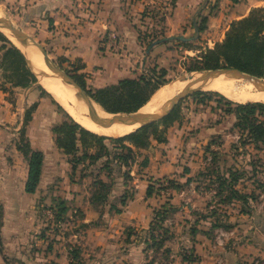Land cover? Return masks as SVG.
<instances>
[{
    "label": "rangeland",
    "instance_id": "1",
    "mask_svg": "<svg viewBox=\"0 0 264 264\" xmlns=\"http://www.w3.org/2000/svg\"><path fill=\"white\" fill-rule=\"evenodd\" d=\"M163 2L165 5H162ZM160 3L163 9H168L167 12H164L165 10L155 12ZM150 6L151 9L147 7L150 12L146 9L139 17L143 25L137 34L141 39L148 33L154 37L148 38L135 58V62L131 63V66H126L128 69L126 73L135 78L141 74H149L151 71H155L158 76L160 70H165L166 74L163 78L165 84L196 74V72H186L187 67L195 63L190 59L198 57L205 49H212L216 43H219L216 41L224 33V27H219L213 36H208V33L203 32L199 40L187 42L186 45L175 40L167 41L163 45L150 48L147 53L152 38H159L163 34L159 21L165 17L164 13L165 15L169 13L170 1L153 0ZM23 7L24 5L19 6L14 0L3 5L0 3V15L10 20L14 27L44 47L49 57L76 82L74 69L79 67L80 63L64 62L60 57L52 54L46 42L40 37V30L33 29L30 24H26L24 18L27 17V12L23 14L20 12ZM7 38L9 39V36ZM7 49L8 47L0 40V85L6 95V101L12 108L18 109L21 107L23 96L27 94L29 102L25 111L30 110V118L24 126L22 125L23 134L20 131L12 138L15 149L28 143L32 150L30 141L35 142L37 139L34 147H40L46 153L45 173L41 185L44 194L40 200L36 198L33 210L39 227L36 239L31 238L33 243L40 240L44 247L47 245L46 242L48 245L60 244L61 248L66 247L69 253L70 250L77 249L78 244L71 239L70 235L78 233L80 238L84 237L87 235L86 231L90 230L89 228L116 231L118 230L116 220L118 214L114 213L110 207L115 206L122 211L124 205L119 204L122 197H128V201H132L133 198L138 197L139 189L143 190L145 186L152 185L154 190L152 197L146 199L144 195L140 197L147 203L144 212L148 218L150 217V225L142 230L136 227L127 229L126 226H121L126 228L119 237V241L122 240L121 251L125 253L132 246L140 247L145 264H180L181 262L190 264L196 260L192 249V238L203 236L209 242L210 247L213 246L220 251L233 241L227 238V233L233 229L232 223L238 220L232 216L242 214L241 207L235 201L230 204L221 202L227 197L225 192L216 196L222 178H228L231 174L240 178L235 189L243 195L255 198V201L249 198V204L253 210L257 207L260 196L264 197V145H242V140L239 139H245L246 133L235 129L233 116L223 114L227 108L222 101L218 102L216 97L203 104L196 102L200 98L193 100L190 97L177 103L174 108L177 120L167 126L158 124L155 132L151 129L148 132V146L145 149L133 150V160L121 168L119 175L113 169L110 172L102 171L108 158L99 151V146L95 144L89 146L87 150V155L97 158L95 161H76L73 165L69 163L72 158L63 157L61 154H51L47 148L50 144L49 132L54 143L51 129L66 118L53 103L55 100L39 84L38 80L32 81L27 88L16 87L17 83L21 82L20 72L14 58L7 55ZM79 75L83 76L85 90L90 94L101 85L92 75ZM256 78L264 82V78ZM38 86L44 93L38 90ZM201 92L211 91L201 90ZM63 111L67 113L64 109ZM258 119L264 122V112L258 115ZM122 137L124 136L106 138ZM41 139H46L48 145L45 144L43 147ZM103 144L109 149L118 147L108 142H103ZM125 145H127L126 142ZM168 146L174 147L175 150L178 149L174 159L176 172L156 178L153 172H156L158 163L164 161ZM118 153L121 152L118 151ZM71 167H74L73 171ZM157 180L160 183H157ZM96 182L106 185V192H99L101 195L107 194V201L103 206L90 204L91 195L98 192L97 190H102L100 186H95ZM170 182H174L175 187ZM157 188L162 190L156 192ZM65 199H67L66 205L69 211L64 217L56 218L54 203L59 200L65 201ZM84 207H88L89 210L86 213L92 218V223L88 226L80 224ZM164 211L168 213L166 220L160 222V215ZM194 231H199L200 234L193 236L196 233ZM150 233L157 241L165 237L162 250L156 252L150 248L153 245L149 237ZM166 250H170V254H166ZM243 257H245L242 258L244 259L243 264H264L260 258H254L248 254ZM122 264L125 263L122 262Z\"/></svg>",
    "mask_w": 264,
    "mask_h": 264
},
{
    "label": "crops",
    "instance_id": "2",
    "mask_svg": "<svg viewBox=\"0 0 264 264\" xmlns=\"http://www.w3.org/2000/svg\"><path fill=\"white\" fill-rule=\"evenodd\" d=\"M12 1L0 0V3L3 5ZM169 1V13L167 15L164 13L163 21L159 22L165 42L175 40L191 43L199 40L203 32L208 33V36L215 35L216 30L222 26L224 33L216 41L221 42L232 22L247 17L255 9L262 11L264 20V0ZM14 2L19 6L24 5L20 12L21 14L27 12V17L24 18L26 24L40 30V37L46 42L50 52L66 62L80 63L76 74L92 75L95 81L101 84L96 89L114 85L121 79L133 78L126 73L128 70L126 66H131V63L135 62L142 46L148 41L145 36L141 39L137 33L143 25L139 17L147 7L151 9L153 0L148 2L145 0H14ZM162 5H165L164 2ZM163 8L160 3L155 12L168 11ZM150 9L147 10L150 12ZM202 18L206 19L205 28L202 33H198L197 28ZM178 38L185 40L180 41ZM28 102L25 94L21 107L14 109L7 103L6 95L0 90V264H70L66 247L61 248L60 244L56 246L55 243L48 245L47 242L44 247L40 240L34 243L31 241L32 237L36 239L39 229L37 216L33 210L36 198L40 200L44 194L41 185L45 173L46 153L42 148L34 147L37 139L35 142L29 140L32 150L43 154V165L36 192L26 194L24 184L27 177V162L15 149L12 138L23 128V116ZM29 137L32 139L31 135ZM51 138L49 132V145L46 139H41L43 147L46 144L51 154H61L64 157L62 152L55 148ZM177 151L178 149L168 146L164 161L159 162L156 172H153L156 178L176 172L174 159ZM146 189V186L143 190L139 189L138 197L133 198L132 201L127 200L122 211L116 207L120 211L116 217L118 230L89 228L84 237L80 238L78 233L70 235L74 242H78L76 248L82 257L81 264H122V262L145 264L144 255L138 246H132L122 253V240L119 241V237L126 228L136 227L142 230L150 225V217L148 218L144 212L147 203L140 199L145 196ZM88 210V207L82 209L80 220L82 225L88 226L92 223V218L86 213ZM232 217L238 220L232 223L233 229L226 233L227 238L233 241L220 251L213 246L210 247L203 236L192 238V249L196 260L190 264H243L242 258H245L243 257L245 254L260 258L264 262L263 195L260 196L259 203L254 210L252 209L251 214ZM196 234L199 235V231L193 236ZM169 252L170 250H166V254H170Z\"/></svg>",
    "mask_w": 264,
    "mask_h": 264
},
{
    "label": "trees",
    "instance_id": "3",
    "mask_svg": "<svg viewBox=\"0 0 264 264\" xmlns=\"http://www.w3.org/2000/svg\"><path fill=\"white\" fill-rule=\"evenodd\" d=\"M163 19L164 18L162 17L159 22H162ZM205 24L206 19L202 18L200 26L197 28L198 33L204 31ZM145 36L146 38L154 37L152 35ZM0 40L8 47L7 55L14 58L18 65L21 82L17 83L16 87L27 88L32 81H37V78L31 73V71H29L23 55L1 33ZM153 41L157 43H167L164 40L163 34L159 38H152L148 46H150ZM180 43L186 45V43ZM190 60L195 63L191 67H187L186 72L188 73L221 68H234L248 75L264 78V20L262 11L260 9L252 10L247 17L232 22L221 42L216 43L212 49H205V51H203L198 57ZM77 70V68L74 69V76H76L74 79L85 90L83 76L79 74L77 75ZM165 74V70H160L158 76H156L155 71H151L149 74H141L135 78L121 79L114 85L95 89L92 94L89 92L87 93L95 103L110 114L132 115L146 105L154 92L165 84V81H163ZM0 90L4 92L1 85ZM38 90L44 93L39 86ZM213 97H216L218 102L222 101L226 106L227 109L223 111V114L233 116L235 120V129L246 133L245 139H239L240 141L242 140V145H264V122L259 121L258 119V115H261L264 112V104L232 103L218 93L213 92H197L190 96L193 100L200 98V100L196 101L200 104H203L205 101H210ZM53 103L61 112H63L66 118V120L51 129L56 149L61 151L64 156L72 158V160H69V163L74 165V162L76 161H95L97 158L93 155H87V150L92 144L98 145L99 151L103 152L104 156L108 158L106 165L102 167V171L110 172L113 169L118 175L121 172V168L127 166L133 160V150L145 149L148 146V132L151 129V131L155 132V128L158 124L167 126L177 120L176 111L174 110L168 117L157 124L145 127L138 132L122 138L112 139L98 136L85 130L72 120V118L69 117L57 103H55V101H53ZM29 118L30 110H26L23 116V126ZM20 131L23 134V128ZM103 142H108L114 145L116 144L118 146L116 148L118 149L114 147V149H109L103 144ZM125 142L127 145H125ZM17 150L23 155L27 162V177L24 184V192L26 194H34L40 182L43 154L40 151L31 150L28 143H24V145L17 147ZM118 151L121 153L119 154ZM79 152H81L80 155ZM71 168L73 171L74 167ZM107 175H109V173H107ZM239 179L238 176L233 174L228 178H222L216 196L222 195L223 192L227 193V197L221 202L224 204H230L233 201L238 202L241 207V213L249 215L252 212L249 198L251 201H255V198L243 195L235 189V185ZM156 182L160 183L159 180ZM170 183L175 187L174 182ZM95 186H100L102 190H97L98 192L91 195L90 204L92 206H99V204L103 206L107 201V194L105 193L104 195L103 193L101 195L99 192H106V185L102 182H96ZM161 190L162 189L157 188L156 192ZM153 192L152 185H148L145 191V198L152 197ZM128 199V197H122L119 204L123 206ZM54 208L56 218L64 217L68 212V207L66 206L65 201L62 200L56 201L54 203ZM110 208L116 214L120 212L115 206H111ZM167 214V211L161 213L159 221H165ZM153 229L156 228L153 227ZM149 237L153 242V245L150 246L152 250L158 252L163 249L165 237L158 241L156 238L153 239L152 233H150ZM68 255L70 257V264H81L80 252L77 249L70 250Z\"/></svg>",
    "mask_w": 264,
    "mask_h": 264
},
{
    "label": "bare ground",
    "instance_id": "4",
    "mask_svg": "<svg viewBox=\"0 0 264 264\" xmlns=\"http://www.w3.org/2000/svg\"><path fill=\"white\" fill-rule=\"evenodd\" d=\"M0 31H2L7 36V31L4 27L0 26ZM9 40L20 49V47L9 37ZM34 52L26 61L29 65H34L32 71L38 77V82L44 87L47 93L68 113V115L85 130L103 137H118L122 136L132 128H110L107 129L101 126L94 116L91 114L88 107L77 97L68 92L60 82L55 79L48 67L45 65L43 60L40 58L38 52L34 49ZM182 77V76H181ZM197 74L189 75V79H176L166 85L159 87L154 94L151 96L149 101L141 109L132 115H116L115 118L118 119H132L139 120L146 113H152L156 111L168 98L179 93L188 85H190ZM246 79H240L236 77H215L206 80L200 85V90H207L215 92L226 98L231 102L238 104L245 103H262L264 104V92L260 91L252 83ZM258 86H264V82L257 83ZM102 117H109L102 114Z\"/></svg>",
    "mask_w": 264,
    "mask_h": 264
},
{
    "label": "water",
    "instance_id": "5",
    "mask_svg": "<svg viewBox=\"0 0 264 264\" xmlns=\"http://www.w3.org/2000/svg\"><path fill=\"white\" fill-rule=\"evenodd\" d=\"M0 26L4 27L7 31V34L12 40L20 47L17 48L13 44V46L23 55L25 58V62L31 73L38 79V77L33 73L32 69L34 65H29L26 61V58H29L33 50L35 49L40 58L43 60L45 65L50 70L52 76L57 79L60 84L72 95L80 99L90 110L91 114L94 116V119L103 127L110 128H132L131 131L122 135L127 136L133 134L135 132L140 131L141 129L148 127L152 124L158 123L168 117L172 111L174 110L177 103L180 101L194 95L197 92H201L200 85L204 83L208 79H212L215 77H236L240 79H246L249 81H253V85L257 87L260 91L264 92V86H258L259 83H263L262 79L256 78L254 76L243 73L234 68H221L207 71L196 72L197 77L194 81L184 88L179 93L168 98L156 111L152 113H146L141 119L135 121L132 119H118L114 116L116 115H130V114H110L103 110L94 100L88 95L87 91L84 90L78 83H76L71 76L68 75L54 60L49 57L48 52L42 47L39 43H37L33 38L26 35L21 30L14 27L12 22L0 15ZM1 33V32H0ZM8 41L9 39L1 33ZM180 41L185 39L178 38ZM10 42V41H9ZM157 43H152L147 48V53L150 48L154 47ZM189 77V76H188ZM188 77H182L179 79H189ZM166 85V84H165ZM102 114H105L109 117H102Z\"/></svg>",
    "mask_w": 264,
    "mask_h": 264
},
{
    "label": "built area",
    "instance_id": "6",
    "mask_svg": "<svg viewBox=\"0 0 264 264\" xmlns=\"http://www.w3.org/2000/svg\"><path fill=\"white\" fill-rule=\"evenodd\" d=\"M145 2H148V0H145Z\"/></svg>",
    "mask_w": 264,
    "mask_h": 264
}]
</instances>
